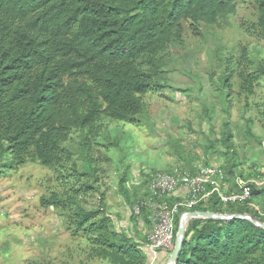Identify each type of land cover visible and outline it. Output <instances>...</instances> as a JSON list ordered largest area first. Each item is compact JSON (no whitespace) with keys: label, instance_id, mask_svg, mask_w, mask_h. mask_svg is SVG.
I'll return each instance as SVG.
<instances>
[{"label":"trees","instance_id":"obj_1","mask_svg":"<svg viewBox=\"0 0 264 264\" xmlns=\"http://www.w3.org/2000/svg\"><path fill=\"white\" fill-rule=\"evenodd\" d=\"M240 1L0 0V159L6 160L0 174L6 163L50 168L63 189L42 195L40 203L59 212L65 229L84 239L90 255L109 264H146L144 242L117 227L102 201L95 209L80 203L82 183L93 187L85 179L95 173L90 142L102 134L105 120L137 124L147 107L144 97L166 87L170 47L183 45L185 30L200 35L202 25L234 13ZM253 1L264 39V0ZM233 75L220 78L227 92ZM238 77L239 92L247 95L260 75L238 70ZM74 135L88 170L78 169L67 146ZM220 143L232 149L229 131ZM237 176L230 166L228 191L239 192ZM129 179L122 174L119 180L125 198ZM249 186L248 202L264 214V184ZM193 210L247 213L264 223L257 211L223 205L216 196ZM184 211L176 217L174 239ZM141 216L149 229L143 211L136 217ZM174 264H264V229L242 219H190Z\"/></svg>","mask_w":264,"mask_h":264},{"label":"rangeland","instance_id":"obj_2","mask_svg":"<svg viewBox=\"0 0 264 264\" xmlns=\"http://www.w3.org/2000/svg\"><path fill=\"white\" fill-rule=\"evenodd\" d=\"M256 22L254 1L242 0L234 13L202 25L200 35L185 30L183 45L170 47L165 57L166 87L144 97L147 107L139 122L105 120L102 134L90 142L95 173L85 177L92 188L82 183V206L95 209L102 201L117 227L146 243L148 225L131 207L154 171L215 163L225 174L234 165L235 176L264 181V39ZM238 70L260 75L250 94L239 92ZM229 72L234 75L227 92L220 78ZM226 130L231 150L221 147ZM78 144L75 135L67 142L78 169L88 170ZM5 162L0 159V166ZM3 170L0 264H109L90 255L88 244L65 229L57 210L41 205L42 195L63 189L53 170L38 162L6 163ZM122 174L130 178L128 198L119 191Z\"/></svg>","mask_w":264,"mask_h":264},{"label":"built area","instance_id":"obj_3","mask_svg":"<svg viewBox=\"0 0 264 264\" xmlns=\"http://www.w3.org/2000/svg\"><path fill=\"white\" fill-rule=\"evenodd\" d=\"M251 182L258 186L264 184V181L237 176L235 183L239 192L228 191L224 170L215 163H200L195 169L173 167L168 171H154L150 174L144 194L133 202L131 213L140 216L143 211L151 222L146 243L152 260H156L159 251H166L170 255L174 247L175 220L181 208L185 209L183 213L194 211V208L216 196L223 205L242 204L264 215L256 205L248 202ZM169 198L173 202H169ZM193 218L200 217L186 216L187 222Z\"/></svg>","mask_w":264,"mask_h":264},{"label":"water","instance_id":"obj_4","mask_svg":"<svg viewBox=\"0 0 264 264\" xmlns=\"http://www.w3.org/2000/svg\"><path fill=\"white\" fill-rule=\"evenodd\" d=\"M186 216L190 217H200L203 219H219V220H229V219H242L247 220L255 226L264 229V223L254 219L249 214H226V213H216L210 211H187L181 215L179 218V223L177 227V233L174 240V247L167 259L166 264H174L178 256L180 247L182 245L185 229L187 226Z\"/></svg>","mask_w":264,"mask_h":264},{"label":"crops","instance_id":"obj_5","mask_svg":"<svg viewBox=\"0 0 264 264\" xmlns=\"http://www.w3.org/2000/svg\"><path fill=\"white\" fill-rule=\"evenodd\" d=\"M143 249L146 253V264H166L169 253L166 251H159L156 260H152V254L148 249L147 243H144Z\"/></svg>","mask_w":264,"mask_h":264}]
</instances>
